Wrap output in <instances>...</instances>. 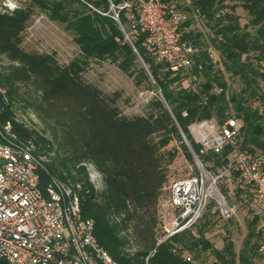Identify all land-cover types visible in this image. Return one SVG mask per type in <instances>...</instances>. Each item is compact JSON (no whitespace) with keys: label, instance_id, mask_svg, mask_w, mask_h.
<instances>
[{"label":"trees","instance_id":"1","mask_svg":"<svg viewBox=\"0 0 264 264\" xmlns=\"http://www.w3.org/2000/svg\"><path fill=\"white\" fill-rule=\"evenodd\" d=\"M123 1L21 0V7L13 14L0 15V55L9 61L0 65V88L7 98L5 102L0 90L3 120H12L20 138L34 140L27 126L12 119L20 101L17 107H31L45 122L50 138L39 135V140L47 149H54V154L48 165H39L41 183L46 184L54 174L63 180L81 182L83 213L93 218L98 242L119 264H145L153 248L156 250L148 264H261L258 238L262 209L257 200L259 212L247 222L248 230L238 251L229 234L224 236L221 247L214 246L206 236L218 212L213 200L194 225L158 243L164 235L158 227V206L168 181L167 165L159 148L172 139L179 141L188 160L193 161L196 154L203 166L214 173L230 162L234 145L229 143L220 152H202L189 132L193 121L223 122L232 116L239 121L235 146L264 154V0H189L187 5L163 0L185 15L178 27L181 38L196 50L195 64L185 72H171L165 63L147 53L143 46L147 32H135L131 41L126 39L111 10V4L117 10ZM237 7L247 12L246 24H241L235 14ZM36 8L63 24L72 35L80 51L75 60L63 65L53 52L28 51L20 45ZM184 11L204 18L214 30L211 42L222 57V69L205 47L202 33L188 28L193 19ZM126 12V8L118 10L128 32ZM91 59L116 63L137 87L145 85L155 91L147 114H125L117 103L119 90L105 92L87 81L82 62L88 64ZM224 71L238 78L242 84L239 91H227ZM185 76L197 85L180 86ZM254 101L260 104L253 105ZM169 153L171 158L175 151ZM85 162L93 164L101 174V193L94 191L84 170ZM230 174L239 177L237 196L245 192L249 199H256L255 186L244 182L236 171L230 170L218 183ZM219 188L227 194L225 184L220 183ZM206 251L214 257L208 263L200 260ZM0 264L11 263L0 259Z\"/></svg>","mask_w":264,"mask_h":264},{"label":"built area","instance_id":"2","mask_svg":"<svg viewBox=\"0 0 264 264\" xmlns=\"http://www.w3.org/2000/svg\"><path fill=\"white\" fill-rule=\"evenodd\" d=\"M20 7L21 0H0V15H11ZM122 8L127 9L128 32L119 19L118 10ZM111 10L129 41L135 32H147L145 50L155 61L165 63L167 70L185 72L193 67L196 50L182 41L178 27L185 15L180 10L163 0H124L117 10L111 4ZM0 90L7 102L5 90ZM12 119L27 126L14 109ZM188 128L202 152H220L229 143L234 145V151L227 167L219 173L207 170L194 154L196 172L170 183L169 204L175 209L174 221L165 228L158 243L194 225L212 200L223 217L231 216L233 208L217 183L233 170L244 182L255 186L262 209L258 252L264 264V154L235 146L239 121L232 116L223 122L196 120ZM34 150L33 139L20 138L12 120H3L0 107V259L11 264H119L98 242L93 218L83 213L80 184L63 182L55 174L42 184L39 165H48L51 160L46 154L35 155ZM91 176L94 191L101 193V174L96 170ZM155 250L146 255L145 264Z\"/></svg>","mask_w":264,"mask_h":264},{"label":"rangeland","instance_id":"3","mask_svg":"<svg viewBox=\"0 0 264 264\" xmlns=\"http://www.w3.org/2000/svg\"><path fill=\"white\" fill-rule=\"evenodd\" d=\"M176 2L177 4H183L184 2V4L187 5L189 0H173V4ZM184 12L186 16L190 15L193 19V22L188 28H194L202 33L201 37L203 43L206 45L205 47L209 50L216 66L221 67L222 57L211 42L214 30L207 24L204 18H201L192 12ZM235 14L239 16L241 24H246L249 21V16L243 8L237 7L235 9ZM20 45L28 51L53 52L58 61L63 65L69 63L71 60H75L79 56L80 52L77 44L72 39V35L63 27V24L51 20L44 10H38L37 8L31 16L28 27L22 33ZM136 54L138 55V61L142 66H144L149 74L146 64L137 52ZM8 63V59H6L4 55H0V65ZM82 66H84L83 76L87 81L96 83L105 92H113L114 90L120 91L121 96L117 103L125 114H147L150 109V101L156 95L155 91L145 88V85L137 87L134 84V79L130 75L122 71L116 63H112L109 60L91 59L88 61V64L82 62ZM223 78L226 81L227 91L229 92L239 91L242 87L238 78L231 76L226 71L223 72ZM181 82L180 86L185 87L193 84L191 78L186 76ZM193 85H197V82ZM20 87L23 88L21 84ZM160 97L162 96L160 95ZM257 104L260 103L258 101L253 102V105ZM17 106H21L20 101L18 104L16 103L14 113L18 118L22 119L32 131L35 145L34 154H46L51 159L54 154V149H47L45 147L46 145L39 140V135L50 138L45 122L38 117L35 110L31 107L25 106V108H23L22 106L21 108ZM152 137L154 140L158 139L157 134H154ZM53 148H55L54 144ZM172 151H175V154L170 158L169 152ZM159 153L164 159V162H166L168 174V181L163 189L162 197L158 206V227L160 228V232H164L165 228H170L172 226L175 215V209L169 204V185L175 179L184 178L196 172L197 166L195 159L190 161L185 157L180 147V143L176 139H172L167 144L160 147ZM83 166L87 177L90 182L93 183V177L91 174L96 172L94 165L85 162L83 163ZM66 171L67 170L64 172ZM60 180L74 185L77 183L81 185L80 181H73L70 178H67L66 180L60 178ZM238 181L239 177H235L233 174H230L226 175L220 182L225 184L227 187V194H225V196L227 195L226 199L233 208V213L227 218L223 217L219 211L215 213L213 217L214 225L210 227L209 231L206 233L210 242L216 247H221L223 245L224 236L229 234L234 241L237 251L241 248L243 239L247 233V222L253 214H257L259 212V204L256 199H249L245 192L239 196L236 195ZM220 183H217L218 187ZM250 210H252V212H250ZM212 211H214V209H212ZM202 259L208 263L211 262L214 257L209 253V251H206L202 253L200 260Z\"/></svg>","mask_w":264,"mask_h":264},{"label":"water","instance_id":"4","mask_svg":"<svg viewBox=\"0 0 264 264\" xmlns=\"http://www.w3.org/2000/svg\"><path fill=\"white\" fill-rule=\"evenodd\" d=\"M130 44H131L132 48L136 51V49L134 48L133 44H132V43H130ZM136 52H137V51H136ZM181 134H182V136H183V138H184L186 144L188 145L189 149L191 150V152H194L193 149H192V147H191V145H190V143H189V141H188V139H187V137L184 135L183 132H181Z\"/></svg>","mask_w":264,"mask_h":264},{"label":"clouds","instance_id":"5","mask_svg":"<svg viewBox=\"0 0 264 264\" xmlns=\"http://www.w3.org/2000/svg\"><path fill=\"white\" fill-rule=\"evenodd\" d=\"M12 7H15V5H12Z\"/></svg>","mask_w":264,"mask_h":264}]
</instances>
